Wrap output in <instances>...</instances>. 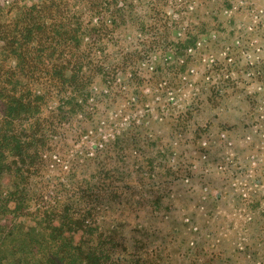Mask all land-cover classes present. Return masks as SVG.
Segmentation results:
<instances>
[{
    "label": "rangeland",
    "instance_id": "obj_1",
    "mask_svg": "<svg viewBox=\"0 0 264 264\" xmlns=\"http://www.w3.org/2000/svg\"><path fill=\"white\" fill-rule=\"evenodd\" d=\"M59 1L95 32L47 197L89 200L125 260L264 264V0Z\"/></svg>",
    "mask_w": 264,
    "mask_h": 264
},
{
    "label": "trees",
    "instance_id": "obj_2",
    "mask_svg": "<svg viewBox=\"0 0 264 264\" xmlns=\"http://www.w3.org/2000/svg\"><path fill=\"white\" fill-rule=\"evenodd\" d=\"M8 7L19 14L4 16L0 5V264H150L115 253L89 200L52 199L44 185L54 124L66 107L79 108L61 95L78 93L90 78L95 28L59 0ZM57 97L60 105L48 111Z\"/></svg>",
    "mask_w": 264,
    "mask_h": 264
}]
</instances>
